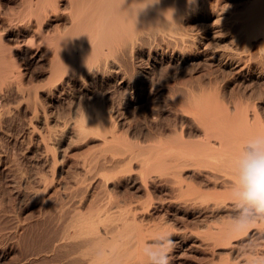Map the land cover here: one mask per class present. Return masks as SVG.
Listing matches in <instances>:
<instances>
[{"label":"bare ground","instance_id":"1","mask_svg":"<svg viewBox=\"0 0 264 264\" xmlns=\"http://www.w3.org/2000/svg\"><path fill=\"white\" fill-rule=\"evenodd\" d=\"M230 1L233 10H230L229 15V11L227 13L230 19H227V16L224 19L228 20H225L229 24H227V27L230 28L228 32L231 33L232 31L231 37L233 39L231 41H233L232 44L234 43V49L231 52H228L227 48L226 50L217 45L218 43L215 41L216 32L210 36H203L200 33L201 30L194 31L186 25L189 13L198 12L201 8H208L213 4L212 0H15V3L12 4L14 6L10 7V11H7L11 15L7 16L6 10V16L2 13L8 20L7 25L6 20L0 21V127L8 119L10 121L11 113L15 112L13 109H22L25 106V109L30 110L36 119L39 114V107L41 109L43 105L40 103L41 100L61 101L62 97L73 93L75 101H72L74 102L73 106L69 108L72 115L67 116L70 113L68 110L65 115V111L63 114L67 117L64 116L62 122H59V124L62 123L60 124L62 129L59 128L61 135L64 137L71 136L69 138L71 141L75 136L77 137L74 139L78 136L81 137V135L88 137L87 134L97 133L101 137L99 139H102L103 144L108 147L105 152L111 151V154L107 153L108 155L102 160V166H99V161L97 166L93 165L91 157H96L102 153L104 156L106 153L101 152L103 147H101V153L90 156L92 166L89 163L90 167L87 169L93 180L89 184L87 183L88 180L81 177L90 187L86 184L84 185L85 190L84 187L83 190L67 187L68 190L66 189L58 195L60 198L62 197L61 201L57 200L55 204L46 198L47 196L44 195L43 191L38 192L40 189L38 184L39 187L37 186L38 189L34 192L39 195V198L41 196L42 207L40 214L35 212L40 219L38 218V224H34L36 227L31 235L32 240L36 241L32 245L36 243L37 246H32L34 249L32 248L29 256L23 259V264H148L144 249L156 236L163 234L162 230H165V226L163 227V223L161 224L162 220L160 224H158L159 219L153 222L152 213L158 210L162 211L167 202L174 203L177 210L185 206L196 208L198 219L203 228V233L196 232L200 235L196 239L198 243L194 242V244L187 242L186 238L183 237L185 233L183 235L175 234L184 231L182 229L184 225L180 228L182 230H175L174 234H171L172 231H168L175 242L170 255V262L174 263L180 257L183 258L188 254L187 249L189 250L195 244L202 250L199 249V251L204 253L202 258L205 263L202 264H251L254 255L264 256V223L257 222L250 226L247 231L240 233L232 232L230 226V218L236 214L231 195V188L236 179L235 160L251 138L256 135H264V111L262 110L263 106H260L261 104L258 105L260 108L250 104L251 102L248 104V101H244L247 104L236 102V99L230 106L231 99L227 104L229 106L225 107L222 106L220 100H217V96L210 95L211 90L206 92L207 89L202 88L204 84L201 85V90L191 89L188 95L185 94L187 93L185 89H188L186 83L184 85L186 88L181 89L182 92L184 90L185 95L181 96L179 93L180 95L176 98L173 97L171 101L173 107L176 108V111L173 110L172 112H177L182 126L170 127L168 134L166 131L165 134L164 131H160L162 130L160 127L158 129L159 122H163L159 121V124L155 125L160 131L159 134L153 133L151 130L153 126L150 128L153 135L148 132L141 133L143 140L138 141V143L133 141L135 136L133 142L128 138L130 136L127 137V130L122 128L125 130L126 136L124 131L122 133L120 130L122 124L127 120H123L122 113L120 115L122 104L129 97L132 99L138 94V90L145 89L146 83L148 84L146 77H142L136 72V58L138 56L148 54L149 59L154 61L153 64H162L167 60L181 61V59L189 56V58H201L206 62L238 69L242 63V55L250 53L252 55L249 60L252 58L253 61L254 55L256 58L254 61L259 67H255L254 70L258 69L264 72V0ZM223 26L225 25L223 24ZM9 32L16 36L18 43L27 46L26 54L29 58L44 59V66H42V62L39 63L44 67V78L41 79L42 82L46 79L44 84L41 80L38 84V78L37 82H33L34 77L29 82V72L24 71L22 73L20 71L17 57H15V53L13 54L14 45L12 44L11 48L10 43L12 41L9 42L11 38L6 37ZM12 43L17 44L16 42ZM32 45H36V48H33ZM138 62L140 61H137V64H139ZM250 63L247 62L246 65H242L238 71L241 72L250 68L249 66L252 64ZM31 64L30 66L33 65ZM38 65H36L37 68ZM24 67L27 66L24 65ZM35 67L33 70L37 69ZM37 70L39 71V69ZM145 70L146 73H152L149 72L150 70ZM147 75L149 76V74ZM256 76L259 77L260 75L256 74ZM107 83L108 85L112 84L115 88L111 89L112 86L105 90ZM210 83L211 81L209 84L205 83V86H210ZM175 86L176 84L174 88ZM96 87H100L103 92ZM165 92L170 93V91ZM168 94L166 95L168 96ZM170 96L172 95L170 94ZM239 97L243 98L242 96ZM163 99L165 100V98ZM163 99L160 101L165 104ZM66 100L71 101L72 99L67 98ZM242 100L246 99L243 98ZM46 102L42 103L45 104ZM72 102L65 105L70 106ZM12 103H14L13 106ZM44 107L42 108L44 109ZM45 110L43 111L45 112ZM148 111L147 115L149 114ZM44 112L42 116H45ZM59 113L61 114V111ZM170 113L168 112V115ZM18 114L19 112L16 115L18 116ZM31 114L29 113V115ZM155 114L151 116L155 117ZM48 115L49 113L46 114V118ZM50 116L52 115L50 114L49 118ZM52 118L51 121L55 117ZM58 118L55 121H59ZM147 118L148 120L151 119L149 116ZM157 118L162 120L160 114ZM43 119L45 120L44 123L47 121L48 124L50 119L47 120L48 118L45 119V117ZM137 119L134 122H137ZM143 119H141L142 122L145 121ZM169 121L171 122V120ZM186 121L190 130L184 127L183 122L186 123ZM50 123L52 124V122ZM47 124L46 126L49 127ZM154 124L157 123L154 122ZM163 124L161 123V125ZM145 125L148 126L149 124ZM53 128H50L52 129L51 132L56 130L57 133L58 128H54V130ZM0 130L3 131L4 128ZM60 132L58 133L60 134ZM37 134L44 136L40 137L43 141V147L48 150V154L52 158L51 161H53L48 164H54L58 159L55 157L56 151L54 152L55 149H52L54 145L50 147V143L46 140L51 136L46 138L45 133ZM98 135L96 136L97 139ZM72 136L74 137L72 138ZM40 138L38 139L41 140ZM44 138L46 139L44 140ZM138 139L140 140V137ZM103 144L101 143V146H104ZM53 155L54 157H52ZM43 157L45 158L44 155ZM99 157L101 156L99 155ZM61 158L59 159L64 160ZM47 160L50 159H45L46 162ZM56 162L58 164L59 161ZM87 162L85 165H88ZM135 162H139L138 170L135 167L137 163L133 167ZM77 163L76 166H81L79 162ZM81 163L84 165L83 162ZM81 171L83 172V170ZM85 175L87 172L83 174V176ZM78 180L75 181L79 182ZM81 181L77 184H81ZM97 181L101 183L99 189L95 188ZM65 182L62 185L64 187L67 186ZM193 182L194 184H192ZM94 185L96 186L94 187ZM118 188L123 191L115 190ZM44 189L47 187L42 190ZM154 189L168 190L169 194L165 198H162V195L158 200L151 195ZM47 190L49 191V189ZM155 192H157L156 190L153 193L157 195ZM143 194L146 195V198L143 197ZM151 196L155 200H148ZM141 197L143 200L147 199L144 204L142 203L143 200H140ZM36 218L34 219L35 222ZM168 220L166 219V223L169 222ZM33 221L32 224H29L33 225ZM157 221L158 223H156ZM187 227L189 226L187 225ZM195 227L196 225H194ZM166 230L164 233L167 232ZM189 230L190 228H188ZM190 231L194 232L193 229ZM196 233L194 232V234ZM30 239L27 238L29 241ZM27 247L30 248V246ZM249 248L254 251H247ZM194 249L196 250V248ZM22 251L23 247L20 252L22 253ZM25 253H27L26 248ZM188 255L187 257H189ZM15 256L18 257V255ZM17 259L14 258L11 262H15L14 260L17 261ZM197 259L200 263L201 257Z\"/></svg>","mask_w":264,"mask_h":264},{"label":"rangeland","instance_id":"2","mask_svg":"<svg viewBox=\"0 0 264 264\" xmlns=\"http://www.w3.org/2000/svg\"><path fill=\"white\" fill-rule=\"evenodd\" d=\"M9 0H0V21L2 20H6V25H7V18L5 17L7 14H5L7 11H10V7L12 8V4L15 3L14 1L15 0H10L9 3H8ZM212 5L209 6L208 8H201L200 10H198V12L196 11H193L192 13H189V19L186 21L187 22V27L191 30H194V31H199L201 30L202 32L201 35H207V36H210V35H213L212 33L216 32V38H215V41H217V45L220 47H224L228 52H231V50L234 49V43L232 44L233 41H231L233 38L231 37L232 36V31L231 33L228 32L230 28H228L227 26L229 25L228 23H226V21H228L227 19H230L229 18V14L230 12L233 10L231 9V1L230 0H212ZM4 5V7H3ZM10 5V6H8ZM3 7V8H2ZM2 8V9H1ZM5 8V9H4ZM7 8V9H6ZM6 10V12H5ZM231 10V11H230ZM229 11V13H228ZM12 12V11H11ZM2 13L5 14L2 15ZM8 13V12H7ZM228 13V15H227ZM11 13L9 12L7 16H10ZM4 18H3V17ZM227 16V17H226ZM224 17H226L224 19ZM6 18V19H5ZM226 20V21H225ZM223 22V23H222ZM225 22V23H224ZM5 23V21H4ZM223 24L225 26H223ZM228 24V25H227ZM223 27V28H221ZM225 27V28H224ZM227 27V28H226ZM199 29V30H198ZM203 29V30H202ZM228 32V33H225L224 32ZM227 30V31H226ZM11 32L7 33L6 34V37H8L10 40L9 42H16L18 45H19V49H23L22 50H19L18 49V45L17 44H14V43H10L11 44V48L13 46V54L15 55V57H17L16 60H18L17 62L19 63V67H20V71L23 73L24 71H28L29 72V79H28V76H27V79L28 80H32L33 78V82H37L38 79L39 81L37 82L38 84H40V80L44 78L43 76V69L44 67V59L40 58H29L26 54V50L28 48H26L27 46L25 45H21V43H18V39L15 38L16 36ZM226 34V35H225ZM230 36V37H229ZM15 39V40H14ZM17 39V40H16ZM204 40V39H203ZM219 40V41H218ZM230 40L231 41V44H230ZM13 44V45H12ZM229 45V46H228ZM22 46V47H21ZM34 46L33 48H36V45H32ZM31 46V48H32ZM216 46V45H215ZM229 48H228V47ZM233 48H232V47ZM17 49H16V48ZM21 47V48H20ZM29 47V46H28ZM221 48V47H220ZM222 48V49H224ZM232 48V49H231ZM230 49V50H229ZM254 51V50H252ZM25 52V53H24ZM19 53V54H18ZM188 54H190V52H188ZM187 54V55H188ZM252 54H244L242 55V59H241V66L242 65H246L247 62L250 63L252 61V58L249 60V57L251 56ZM22 58V63H21V58ZM148 54H145L143 56H138L136 58V72L141 75L142 77H146V82H148V84L146 83V87L145 89H140L138 90V94L135 95L132 99H129L131 97L128 98V100L126 99V102L124 104H122V108H121V112H120V115L122 113V117H123V120H126L124 123L126 124H122V126L120 127V130H122L121 132L123 133L124 131V134L126 136V133H128L127 137H128L131 141L133 140V137H134V143L137 141L140 142L141 140V137L143 138V134L148 132V133H153L154 134H159L160 131H166V133L168 134L169 132V129L170 127H173V128H176L177 126L180 127L182 125L181 124V119L178 117L177 115V112L176 111V108L173 107V103L171 102L172 101V98H176L178 95L181 94L182 95H185V94H189L190 91L189 90H201V85L204 84V86L202 87L206 92L210 90L213 92L210 93V95H214V96H217V100H220V102L222 103V106L224 105L225 107H228L229 104L230 106L232 105V102L235 101L237 99L236 102H244V101H248V104L249 102H251L250 104H253V105H260V106H263L262 107V110L264 111V72L263 71H259L258 69H256V71L254 70L255 67H257L258 65L256 64L257 62L254 61V59H256L253 55V61L250 63L251 66H249L250 68H246L244 69L243 71H238V69L241 67H239L238 69H232L230 67H226V66H220V64H216V63H210V62H206L205 60H202L201 58H189V56L185 57L184 59H181L180 60H167V61H164L162 64H153L154 61L152 59H149V56ZM244 56V58H243ZM27 57V58H26ZM26 58V59H24ZM143 60H141V59ZM248 58V59H247ZM24 59V60H23ZM246 59V60H245ZM42 60V61H41ZM244 60V61H243ZM32 61V62H31ZM37 61V62H36ZM137 61H140L138 62L139 64H137ZM170 61V62H169ZM179 61V62H178ZM205 63H203V62ZM26 62V63H25ZM33 64H31V63ZM42 62V66L40 65ZM142 62V63H141ZM144 62V63H143ZM32 66H30V64ZM37 63V64H36ZM40 63V64H39ZM169 63V64H168ZM244 63V64H243ZM39 64V65H38ZM207 64H210V65H207ZM254 64V65H253ZM27 66V67H24ZM38 65V68L37 66ZM145 67H144V66ZM158 65V66H157ZM161 65V67H160ZM36 66V67H35ZM149 66V67H148ZM151 66V67H150ZM33 67V68H32ZM35 68L39 69V71L37 69L33 70ZM42 70H41V68ZM141 67V69H140ZM24 70H23V69ZM27 68V69H25ZM144 68V69H143ZM153 68V69H152ZM160 70H158V69ZM259 68V67H257ZM32 69V70H31ZM140 69V70H139ZM145 69L147 70H150L149 72H152V73H146ZM250 69V70H249ZM138 70V71H137ZM237 70V71H236ZM254 70V71H253ZM155 71V72H154ZM32 72V73H31ZM36 72V73H35ZM39 74H38V73ZM159 72V73H158ZM42 73V74H41ZM157 73V74H156ZM244 73V74H243ZM31 74V75H30ZM149 74V76L147 75ZM256 74L260 75L259 77L256 76ZM144 75V76H143ZM153 75V76H152ZM31 76V78H30ZM36 76V77H35ZM42 76V77H41ZM156 76V77H155ZM41 77V78H40ZM158 77V78H157ZM38 78V79H37ZM155 81L153 83V80ZM26 79V82H28V80ZM159 79V80H158ZM161 79V80H160ZM31 80L29 82H31ZM36 80V81H35ZM46 82V79L44 80ZM43 81V82H44ZM151 81V82H150ZM193 81V82H192ZM211 81L210 83V86L207 85L205 86L206 84H209V82ZM42 82V80H41ZM42 82V83H43ZM208 82V83H207ZM41 83V84H42ZM149 83H151L149 85ZM153 83V84H152ZM187 83V85H186ZM192 83V84H191ZM197 83V84H196ZM206 83V84H205ZM44 84V83H43ZM176 84L175 88H174V85ZM191 84V85H190ZM200 84V85H199ZM172 85V86H171ZM178 85V86H177ZM184 85H186V87L188 88L187 90L185 89V93L184 90L183 92L181 91V89H184L186 88ZM108 86V87H107ZM113 85L109 84L108 83L105 85V90H107L106 88H109V87H112ZM165 86V88H164ZM167 86V87H166ZM194 86V87H193ZM163 87V88H162ZM180 89H179V88ZM191 87V88H190ZM199 87V88H197ZM98 88V87H96ZM115 88L114 86L111 88L113 89ZM169 88V89H168ZM172 88V89H171ZM178 88V89H177ZM210 88V89H208ZM171 89V90H170ZM175 89V90H174ZM97 90V89H96ZM99 91H101V88L99 87L98 88ZM173 90V92H172ZM177 90V93H175ZM181 92H179V91ZM98 91V92H99ZM142 91V92H141ZM144 91V92H143ZM151 91V92H149ZM165 91H170V93H166ZM103 92V91H101ZM116 92V91H115ZM163 92V93H162ZM173 94H172V93ZM192 92V91H191ZM143 93V94H142ZM145 93V94H144ZM180 93V94H179ZM185 93V94H184ZM162 94V95H161ZM163 94H164V97H163ZM168 94V96L166 95ZM170 94L172 96H170ZM73 95V96H72ZM166 95V96H165ZM171 98H170V97ZM236 96V98L234 99V97ZM239 96H242L243 98H245L246 100H242L243 98L239 97ZM167 97V98H166ZM238 97V98H237ZM69 99L71 101H67L66 99ZM165 98V100L163 99ZM240 98H241V101H240ZM161 99H163L164 103L166 104H163L162 101H160ZM169 102H166L167 100ZM234 99V100H233ZM239 100V101H238ZM46 102L47 100H41V104H43L44 106H47L48 103L49 105L47 107H44L42 105V107H44V109L41 107H39V115L37 116V118L35 119L30 110H27L25 109V106L24 108H16V109H13L15 110V112L11 113V118L10 121L9 119L7 121H5V123H2L1 124V127L0 129L4 130L1 131L0 130V264H17L18 263V260L19 261V264H23L25 257L29 256L30 252L34 249L32 246H37L36 243H34L32 245V243L35 241L32 240L31 238V235L33 233V230L35 229V225L38 224V221H39V217L36 216L37 212H39L38 214H40V211H41V207H42V198L40 196L39 198V195L38 194H35L34 191H37L39 185H40V189L38 190L39 191H43L44 195H46L45 197L52 203V204H55L57 203L56 201H61V198L60 196H58L59 194H61V192H63L64 190L67 189V187L69 189L71 188H74V189H79L81 188V190H85V184L86 186H88L90 184V182H92L93 179H91L92 175L91 174H88V169L87 167L89 168L90 165L92 166L93 165H96L97 162L99 161V166L103 164V159H105L104 157L107 156L110 152H108L107 150V153L105 152L106 149H108V147H106L105 144H103V141L102 139H99L101 138L97 133H91V134H87L88 137L86 135H81L78 136V138L74 139L75 137L77 136H72L73 139H71L70 141V137L71 136H68V137H64L63 135H61V127L62 125L60 126V123L59 122H62V120L67 117V116H70L72 115V111L69 110V108L71 107L72 108V104L74 102L72 101H75V96L74 94L72 93H69L66 97H62L61 98V101H58L60 103H58L57 101H47L45 104L42 103V102ZM65 101V102H64ZM67 101V102H66ZM50 102H52L50 104ZM71 103L70 106H66L65 104L67 103ZM158 102V103H157ZM159 102H160V105H159ZM219 102V104L221 105V103ZM255 102V103H254ZM162 103V104H161ZM172 103V104H171ZM247 104V102H244ZM47 104V105H46ZM55 104V105H54ZM57 104V105H56ZM60 104V105H58ZM157 106H156V105ZM14 105V103H12V106ZM63 105V106H62ZM155 105V106H154ZM162 105V106H161ZM165 105V106H163ZM169 105V107H167ZM170 105L171 106V110H170ZM227 105V106H226ZM41 106V105H39ZM56 106V107H55ZM154 106V107H153ZM258 106V107H260ZM68 107V108H67ZM165 107V108H164ZM48 108H51V109H48ZM65 108V110H64ZM156 108V109H155ZM162 108V109H161ZM261 108V107H260ZM46 109V110H45ZM157 109H158V112H157ZM162 111H160V110ZM166 109V111H165ZM170 111H169V110ZM19 110V111H18ZM45 110V112L43 111ZM49 110V115L51 114L52 116L53 115H56V116H50L49 118V115L47 116L46 118V114L47 111ZM64 110V111H63ZM70 111L69 115L65 116L66 113L68 111ZM149 110V111H148ZM168 110V111H167ZM173 110H175L174 112H172ZM261 110V109H260ZM261 110V111H262ZM20 111L22 112L20 114ZM43 111L45 116H42L43 115ZM55 111V113H54ZM58 111V113H57ZM59 111H61V114L59 113ZM66 111V112H65ZM125 111V112H124ZM147 111H148V115H147ZM165 111V112H164ZM262 111V112H263ZM19 112L18 116L16 115L17 113ZM28 112V113H27ZM65 112V113H64ZM156 114H155V113ZM163 112V113H162ZM168 112L170 113H173V114H169L168 115ZM29 113L31 115H29ZM53 113V114H52ZM65 115H64V114ZM155 114L154 116L155 117H152L153 114ZM160 114V118L162 120H160L159 118H157ZM167 113V114H166ZM264 113V112H263ZM125 116H124V115ZM158 114V115H157ZM13 115V116H12ZM16 115V116H15ZM134 115V116H133ZM152 115V116H151ZM164 117H163V116ZM173 115H176L175 117ZM15 116V118H14ZM32 116V117H30ZM42 116V117H41ZM59 116V118H58ZM65 116V117H64ZM133 116V117H132ZM139 116V117H138ZM145 116V117H144ZM149 116V118L151 117V119L148 120L147 117ZM162 116V117H161ZM264 116V114H263ZM49 120L50 122H52V124L48 121V124H47V121L46 123H44V118ZM61 117V118H60ZM125 117V118H124ZM132 117V118H131ZM142 117V118H141ZM144 117V119H143ZM173 117V118H171ZM42 118V119H40ZM51 118L53 119L51 121ZM60 119L59 121H55L56 119ZM129 118V119H128ZM139 118V119H137ZM165 118V119H164ZM177 118V119H175ZM13 119V120H12ZM132 119V120H131ZM138 120L137 122H134V120ZM148 120V121H144L142 122V120ZM154 121H153V120ZM157 121H156V120ZM173 119V120H172ZM175 119V120H174ZM165 120V122H164ZM171 120V122L169 121ZM55 121V122H54ZM129 122V125H128V122ZM159 121H163V122H159ZM168 121V122H167ZM174 121V122H173ZM177 121V122H175ZM10 122V123H9ZM157 123V124H154ZM160 124H159V123ZM170 122V123H169ZM180 122V123H179ZM58 123V124H57ZM131 123V124H130ZM134 123V124H132ZM139 123V124H137ZM144 123V124H142ZM152 123V124H150ZM161 123L163 125H165V127H163V125H161ZM172 125L170 126L169 125V128H168V125ZM175 125H173V124ZM5 124V125H4ZM46 124L50 127V128H58V132H60V134L56 133V130H53L50 129L49 127L46 126ZM58 127H57V125ZM141 124V125H140ZM145 124H149V128L148 126H146ZM159 124V125H158ZM183 125L187 130H190V127H189V124L188 122L186 121L183 122ZM187 124V126H186ZM53 127H52V126ZM56 125V126H55ZM134 125V126H133ZM140 125V126H139ZM142 125H144L145 127H143ZM151 125V126H150ZM158 125V129H162V130H157L156 126ZM4 126V127H3ZM127 126V127H126ZM139 126V127H138ZM155 128H154V127ZM130 127V128H129ZM137 127V129H136ZM142 129H141V128ZM149 131H148V129ZM153 127V128H152ZM160 127V128H159ZM49 128V129H47ZM59 128H61L59 130ZM127 130L126 133H125V130ZM133 128V129H132ZM144 128V130H143ZM150 128H152L150 130ZM172 128V129H173ZM131 129V130H130ZM136 129V130H135ZM140 129V130H138ZM158 133H156L157 131ZM165 129V130H164ZM168 130V131H167ZM129 131V132H128ZM138 132V133H135V132ZM155 131V132H154ZM131 132V134H130ZM37 133H45L44 135H46V138L50 137L51 138H48L50 139L51 141H49L48 139L44 138V140L46 139L48 141V143H50V147L51 145H54L52 146V149H55L53 150L54 152L51 151V153H54L55 157H57L56 161H59L58 164L57 162L55 161L54 164L57 166H55L54 164H51L49 165L50 163H52L53 161H51V157L50 155L48 154V150H46L44 147H43V141L42 139L40 138L41 136L43 135H40V134H37ZM46 133H49V134H46ZM51 133V134H50ZM54 133V134H52ZM135 133V134H134ZM143 133V134H141ZM152 133V135H153ZM165 133V134H166ZM98 135V139H97V135ZM39 135V137H38ZM50 135V136H49ZM55 135V136H54ZM59 136V137H58ZM61 136V137H60ZM44 137V136H43ZM58 137V138H57ZM80 137V138H79ZM96 137V138H94ZM138 137H140V140L138 139ZM38 138H40L41 140H39ZM59 138H60V141H59ZM66 138V139H65ZM59 141V143L57 144V141ZM69 139V140H68ZM137 139V140H136ZM53 140H55L53 142ZM101 140V141H99ZM132 141V142H133ZM41 144H40V143ZM69 143V144H68ZM101 143L104 145V146H101ZM39 145H42V146H39ZM3 147V148H2ZM43 147V148H42ZM54 147V148H53ZM103 147V150L102 148ZM106 147V148H104ZM3 149V150H2ZM43 149V151H42ZM5 150V151H4ZM47 151V154H46V151ZM102 150V151H101ZM105 152L106 154H104V156L102 154H99V152ZM2 152V153H1ZM45 152V153H44ZM62 152L64 153L62 155ZM100 152V153H101ZM44 153V154H42ZM50 153V152H49ZM101 157H99V155ZM111 154V153H110ZM43 155L45 156V158L43 157ZM46 155H47V158H46ZM52 155V154H51ZM54 155L52 157H54ZM59 155V156H58ZM92 155H98V156H94L93 158L91 157V161H92V164L90 163V156ZM50 157V158H48ZM64 158V160H60L59 158ZM61 158V159H62ZM89 162H87L88 160ZM98 158V159H97ZM102 158V159H100ZM45 159H50V160H47V162L45 161ZM85 159V161H84ZM100 159V160H99ZM96 160V161H95ZM83 162V164L85 165L87 162L88 165H82L81 162ZM96 163H95V162ZM77 162L80 163L81 166H76V164H78ZM102 162V164H101ZM49 163V164H48ZM90 163V165H89ZM137 163V164H136ZM62 164V165H60ZM135 164L137 166H135ZM54 165V166H52ZM138 165H139V162H135L133 163V167H137V170H138ZM97 166V165H96ZM51 167V168H50ZM54 167V169H53ZM56 167V168H55ZM61 167V168H60ZM85 169H84V168ZM78 168V169H76ZM83 170V172L86 174L87 172V175L83 176V172L81 171ZM78 171V172H76ZM80 171V172H79ZM153 172V171H152ZM151 172V173H152ZM79 173V174H78ZM82 175H81V174ZM36 178H35V177ZM39 177V178H38ZM82 178H85V180H88L87 183H89L87 185L86 181L84 179H81ZM90 177V179H89ZM38 178V179H37ZM78 178H80L78 180ZM88 178V179H86ZM37 179V180H36ZM40 179V181H38ZM78 180L79 182H76ZM90 180V181H89ZM67 181V182H65ZM75 181V182H74ZM81 181V184H77V183H80ZM85 183H84V182ZM39 182V183H38ZM64 182H65V185L67 186H62L64 185ZM94 182V181H93ZM98 182V181H97ZM96 182V183H97ZM76 183V184H75ZM95 183V184H96ZM39 184V185H38ZM185 184V183H184ZM194 184V182L192 183ZM197 184V183H196ZM42 185V186H41ZM82 185V186H80ZM38 186V187H37ZM44 186V187H43ZM75 186H77V188H75ZM80 186V187H79ZM96 185H94L95 187ZM98 186V188H97ZM97 186L95 187L96 189H99L101 188V183H97ZM37 187V188H36ZM49 189V191L47 189H44L42 190L43 188H46ZM84 187V188H83ZM90 187V185H89ZM111 187V185H110ZM57 188V189H56ZM61 188V190H60ZM83 188V189H82ZM88 188V187H86ZM122 188V187H120ZM59 189V190H58ZM186 189V188H185ZM27 190V191H26ZM47 190V191H45ZM68 190V189H67ZM119 192H122L123 190L121 189H115ZM157 191L155 192L157 195H155L153 192L154 191ZM160 190V191H159ZM33 191V192H32ZM45 191V192H44ZM56 191V192H55ZM60 191V192H59ZM26 192V193H25ZM30 192V193H28ZM39 192V193H41ZM55 192V194H54ZM58 192V194H57ZM153 194L151 193V195L155 198V199H158L159 200V197L162 198L164 197H167L168 194H169V191L166 190V191H162L161 189H154L153 190ZM167 195H166V193ZM25 193V194H24ZM33 193V194H32ZM46 193V194H45ZM50 193V194H49ZM52 193V194H51ZM162 193V194H161ZM165 193V194H164ZM33 196H32V195ZM159 194V196H158ZM161 194V195H160ZM29 195V197H28ZM50 195V196H49ZM52 195V196H51ZM53 195H57V196H53ZM142 196V195H141ZM150 197V199L148 200H151V199H154L153 197ZM56 197V198H54ZM58 197V198H57ZM143 197L146 198V195L143 194ZM51 198V199H50ZM54 198V199H53ZM40 199V200H37ZM53 199V200H52ZM60 199V200H59ZM154 199V200H155ZM141 201L143 200V198L141 197L140 199ZM147 199L143 200V204L145 203L144 201H146ZM54 203H53V202ZM168 203V204H167ZM166 205L163 207L162 211H157V212H154L152 213V216L154 217H151L154 219L153 222H155V220L159 219V223L158 221L156 223L160 224L161 220L163 222H161V224L163 223V227L165 226V230L167 231L166 233H168V231H172L171 234H174L177 230V231H180V230H184V231H180V232H176L175 234H178V235H183L184 233V238H186L187 242H190L194 244L195 243H198L196 242V239L197 237L200 235L199 233L197 234L196 232H202L203 228L201 227V224H200V220L198 219L199 216L198 215V212L196 210V208H192V207H181L179 210H177L176 208V205H174V203H169L167 202ZM40 204V205H39ZM168 205V206H167ZM38 206V207H36ZM170 206V207H169ZM38 208V210H37ZM167 212H166V210ZM37 210V211H36ZM192 212H190V211ZM185 211V212H184ZM36 212V214H35ZM162 212V213H161ZM170 212V214H169ZM174 212V213H173ZM177 212V214H176ZM183 212V213H182ZM167 213V214H166ZM173 215H172V214ZM35 214V215H34ZM164 215V217L162 216ZM166 215V216H165ZM161 216V217H160ZM167 216H170L167 218ZM175 216V217H174ZM37 217V218H36ZM157 217V218H156ZM159 217V218H158ZM172 217V218H171ZM195 217V218H194ZM197 217V218H196ZM36 218V222H35V219ZM39 218V219H38ZM156 218V219H155ZM163 218V219H161ZM165 218V219H164ZM170 218V219H169ZM166 219L170 222L166 223ZM173 219V220H172ZM34 220V221H33ZM171 220V221H170ZM198 220V222L196 221ZM32 221H33V225L32 224ZM196 222V224H195ZM31 223V224H29ZM185 223V224H183ZM35 224V225H34ZM168 224L169 225V228H168ZM200 224V225H199ZM167 225V226H166ZM184 225V227L182 228L181 226ZM187 225L189 227H187ZM194 225H196V227L194 228ZM199 225V226H198ZM32 226V227H30ZM198 226V227H197ZM31 229H30V228ZM34 227V228H33ZM162 227V228H163ZM187 227V228H186ZM200 229H197L199 228ZM182 228V229H180ZM186 228V229H185ZM188 228H190V230L193 229V231L196 233L194 234V232L192 231H188ZM192 228V229H191ZM30 229V230H29ZM164 229V228H163ZM174 229V230H173ZM180 229V230H178ZM29 230V231H28ZM164 230V231H165ZM32 231V232H31ZM164 231L162 230V232L164 233ZM174 231V232H173ZM188 231V232H187ZM31 232V234H30ZM169 232V233H170ZM191 232V233H190ZM27 233V234H26ZM186 233H189L186 235ZM203 233V232H202ZM192 234V235H191ZM27 235V237H26ZM188 236V238H187ZM26 238V239H25ZM30 239L29 240H27ZM195 239V240H194ZM3 240V241H2ZM26 242H25V241ZM193 241V242H192ZM30 242V243H28ZM36 242V241H35ZM24 243H26L25 245H23ZM28 243V245H27ZM152 243V242H151ZM4 246H3V245ZM30 244V245H29ZM2 245V246H1ZM196 245V244H195ZM193 246L191 247L189 250L187 249V254L189 257H187V255L180 257L179 259H177L176 261L173 262H170V264H177L179 262V264H202V263H205V261L203 260L202 257H204V253L200 252L202 251L200 249V247H197V246ZM26 246V247H25ZM27 246H30L27 247ZM34 246V247H35ZM22 247H23V251L22 253L20 252L22 250ZM25 248H26V251L27 253H25ZM33 248V249H32ZM196 248V250L194 249ZM29 249V250H27ZM192 249V251H191ZM200 249V251H199ZM29 251V252H28ZM4 252V253H3ZM24 252V255H22ZM191 252V253H190ZM197 254H196V253ZM199 253V254H198ZM27 254V255H26ZM15 255H18L15 256ZM195 255V256H194ZM191 256V257H190ZM193 256V257H192ZM17 259V258H20L22 257L21 259H17L14 260L15 262H11L14 258ZM17 257V258H16ZM185 257V258H184ZM187 257V259H186ZM200 258V263H198L199 259L197 258ZM13 258V259H12ZM190 258H196V259H190ZM180 259H182L180 261ZM23 260V261H21ZM196 260V261H194ZM203 260V261H202ZM183 261V262H182ZM22 262V263H21ZM191 262H194V263H191ZM37 264H40V263H37ZM42 264V263H41Z\"/></svg>","mask_w":264,"mask_h":264},{"label":"clouds","instance_id":"3","mask_svg":"<svg viewBox=\"0 0 264 264\" xmlns=\"http://www.w3.org/2000/svg\"><path fill=\"white\" fill-rule=\"evenodd\" d=\"M235 176L231 195L236 214L230 218V226L232 232L240 233L257 222L264 223V135L246 143L235 160ZM174 246L170 233L156 236L144 249L148 264H170ZM251 264H264V256L254 255Z\"/></svg>","mask_w":264,"mask_h":264}]
</instances>
